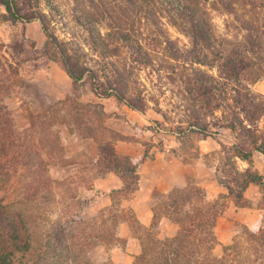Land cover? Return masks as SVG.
<instances>
[{
	"label": "trees",
	"instance_id": "1",
	"mask_svg": "<svg viewBox=\"0 0 264 264\" xmlns=\"http://www.w3.org/2000/svg\"><path fill=\"white\" fill-rule=\"evenodd\" d=\"M137 1L125 0L131 14L138 8L142 12L146 10L144 14L149 13L150 9L153 12L158 4L159 9L168 15L173 25L190 36L193 49L185 56V63L220 70L223 82L215 80L201 70L193 71V76L181 78L197 107L196 114L193 112L192 115L200 119L197 113L209 116L215 112V108L231 110L232 117L224 115L221 118L223 129L233 133H237L238 129L245 132V135L241 136L244 140H236L232 147L233 160L240 158L248 161L256 151L264 155V140L260 141L256 131L251 128L258 118L261 119L262 115L258 114L264 112V103L258 104V96L248 92L249 85L264 78V41L259 34L251 32L241 36L240 33L233 34L227 30V34L218 36L210 13L206 10L202 13L200 0H157V4L154 2L156 5L143 0L142 6H139ZM221 1L228 13H233V6L228 1ZM260 1L264 7V0ZM247 5L258 8L256 0H248ZM0 6L6 12L4 19L13 25L36 20L43 24L48 39L43 50L44 55L61 64L74 88L89 79L92 93L97 98L104 100L116 97L119 103L128 108L146 113L144 107L137 106L126 93L130 81L127 76L132 78L149 63L148 52L135 41L133 26H130V31H120L117 28L108 36L112 37L113 43L122 42L128 47L134 65L126 72L119 68L114 69L112 74L109 71L104 76L105 80L101 81L94 70L82 66L58 44L55 36L50 33L43 14L24 12L18 0H0ZM80 23L83 25L82 21ZM86 30L90 35L91 50L96 54L103 53L106 57L102 45L95 39L93 29L88 27V23ZM26 42L24 37L22 41L14 40L8 46L0 45V264H18L19 261L13 253V241L23 244V248H28L29 251L35 247V242L32 241L33 233L30 226L28 228L26 225L20 210L12 212L9 209L11 204L21 205L26 199L33 205L29 211L38 210L35 206H44L46 203L57 204L63 210L62 218L55 223L51 235L42 246L40 244V253L37 256L39 260L34 264H47L51 254L59 250L68 264H78L79 257L84 259L83 264H94L90 253L99 246L108 249L118 244L126 246L117 235L118 227L125 217L116 211L119 204L115 202L110 210L102 212L94 220H84L82 215L88 200L86 193L79 188L81 183H77L79 176L64 177L61 180L51 177L53 167L78 166V161L65 157L63 132L66 130L71 135L77 134L85 139L93 138L99 143L101 151L94 162L86 164L83 168L78 166L76 169L84 171L95 168L97 178H103L111 172L119 174L123 178L124 188L115 192V197L136 191L139 179L137 170L143 160L135 163L122 159L115 154L112 143H101L103 141L99 136L102 134L105 119L103 105L84 104L72 95L55 104L45 101V106L38 114L29 112L28 123L24 127L17 126L6 100L21 90L24 84L23 75L20 73L21 60L14 62L11 59H20L21 55L27 53ZM170 47L173 50V46ZM217 47L219 49L215 51ZM177 52L178 50L172 52L175 60L179 58ZM111 65L115 66L114 63ZM232 82L235 86L231 85ZM214 83L220 85L215 86ZM230 91L237 93V96L231 97ZM229 101L233 104H225ZM155 127L154 131L171 133L156 122ZM191 131H194L193 128ZM198 131L202 138L212 137L206 127H200ZM113 135L116 136L115 133ZM239 176L233 180L238 186V191L229 181H219L227 187L237 203L244 206V191L251 184L264 186V179L250 170ZM85 180L82 178V182ZM224 199V196H220L211 200L205 190L189 183L186 188H177L167 197L160 198L154 208V220L150 228H143L135 217H128L140 244V253L134 256L133 264H264V219L254 229L243 226L232 243L224 247L223 255L216 256L215 251L219 244L216 228L226 208ZM164 218L171 220L178 227L173 238L161 239L159 236L161 221Z\"/></svg>",
	"mask_w": 264,
	"mask_h": 264
},
{
	"label": "rangeland",
	"instance_id": "2",
	"mask_svg": "<svg viewBox=\"0 0 264 264\" xmlns=\"http://www.w3.org/2000/svg\"><path fill=\"white\" fill-rule=\"evenodd\" d=\"M18 1L24 12H34L35 15L43 14L47 21L46 25L50 33L57 39L58 44H61L67 50L66 53L78 60L82 66L94 70L101 81L105 80L104 76L109 71L112 74L114 69L119 68L126 72L131 65H134L131 62V52L128 47L122 42L113 43L112 37L108 36L117 28L120 31L125 29L130 31V26H133L135 41L148 52L149 63L143 71L136 73L132 78L127 76L129 78L127 80H130L127 85V95L137 106H143L146 114L166 128L167 132L179 134L187 131L184 133V140L186 146L191 149H195L197 142L202 138L198 131L200 127H206L208 133L212 134V138L225 135L224 142L229 145H225L220 153L216 152L209 156V162L218 164L219 180L229 181L233 186L235 185V189L238 191V186L236 183L234 184L233 180L238 179L243 172L240 171L236 160L234 161L232 158V144L233 140H244L241 136H244L245 132L238 129L237 133H233L223 129L221 118L224 115L232 117V112L229 109L223 111L215 108V112L209 116L197 113L200 118L197 119L192 115L193 112L196 114L197 107L191 99V94L186 90V85L181 82L182 77L193 76V71L196 70H201L215 80L223 82L220 70L185 63V56L193 49L192 39L173 25L168 15L159 9L157 0H147L151 1L152 5H157L153 12L150 9V12L146 14L144 13L147 11L142 12L140 8L131 14L125 0ZM141 1L143 0L137 1L139 6H142L143 2ZM200 1L202 13L205 10L210 13L212 25L218 36L227 34V30L233 34L240 33L241 36L253 32L258 33L264 41V7L260 0H256L258 6L256 9L247 5L248 0H225L233 6V13H228L221 0ZM4 14L6 12L0 6V45L8 46L14 40L22 41L24 37L27 40L25 45L27 53L21 55L20 59H11L14 62L21 60L19 63L21 65L20 73L23 75L24 84L21 90L6 100V105L12 112L18 127L22 128L28 123L29 112L38 114L45 106V101L55 104L64 100L68 95H72L73 98L84 104L103 105L102 101L93 96L89 79L74 88L72 80L67 76L61 64L45 57L43 50L48 39L40 21L13 25L4 19ZM80 21L83 22V25ZM87 23L88 27L93 29L95 39L102 45L106 57L103 56V53L96 54L91 50V39L86 30ZM170 46H173V50ZM218 49V47L215 48V51ZM177 50L179 58L175 60L172 57V52L175 53ZM111 63H114L116 67H113ZM214 85L219 86L220 84L214 83ZM231 85L235 86V83L232 82ZM248 92L258 96V104L264 103V78L249 85ZM230 94L234 98L237 96V93L231 91ZM104 101L107 104H121L116 97ZM225 104H233V102L229 101ZM258 115H262L261 119L258 118L251 128L256 131L259 140L262 141L264 140V112ZM153 126L155 123L152 124ZM192 128L194 131H191ZM77 160L86 161L82 156L77 157ZM62 174L63 172L60 170H54L52 177L57 179ZM12 203L14 204V201ZM35 207L38 210L29 211L33 205H30L26 199L23 204L15 203L14 206L11 204L9 208L12 212L20 210L26 225L28 228L30 226L33 233L32 241L35 242L34 249L29 251L28 248H23V244L13 241L15 249L13 253L19 261L18 264H34L36 260H39L37 256L40 253V244L42 246L45 243V240L51 235L55 223L62 218L63 210L57 204L46 203L44 206ZM242 228L241 224L235 225V236ZM27 234L29 236V231ZM224 247L216 249L217 257L223 255ZM105 257L103 248L95 249L90 253L94 264H104ZM73 258L74 256L71 260ZM130 259L133 263L134 258ZM48 260L47 264H68L60 250L54 251ZM83 261L82 257L78 258V264H83ZM107 264L117 263L110 261Z\"/></svg>",
	"mask_w": 264,
	"mask_h": 264
},
{
	"label": "crops",
	"instance_id": "3",
	"mask_svg": "<svg viewBox=\"0 0 264 264\" xmlns=\"http://www.w3.org/2000/svg\"><path fill=\"white\" fill-rule=\"evenodd\" d=\"M93 96L97 98L94 94ZM97 99L103 102L105 114L102 134L99 136L103 141L101 143H112L115 154L122 159L135 163L143 160L137 170L139 179L136 191L115 197V192L124 188L123 178L119 174L111 172L103 178H97L95 168L77 171L78 166L83 168L86 164H92L101 147L93 138L71 135L66 130H63L65 157L78 161V166L53 167L50 174L52 177L54 170L63 172L58 180L79 176L77 183H81L79 188L86 193L88 200L82 215L84 220L92 221L102 212L110 210L115 202L119 204L116 211L125 220L119 225L117 235L126 246L118 244L109 249L99 246L106 255L104 264L110 261L133 264L130 258L140 253V244L131 228V221L127 218L133 216L143 228H150L154 220V208L160 198L167 197L177 188H186L189 183L205 190L211 200L220 196L225 198L226 208L216 228L219 242L216 249L232 242L236 224L249 229L260 225L264 219V186L251 184L243 193L245 205L241 206L219 181L218 164L209 162V156L220 153L225 145H229L224 142L225 135L201 138L196 148L191 149L186 146L184 135L154 131L152 124L155 121L148 114L134 111L124 104H107L104 100L108 99ZM235 142L233 140V146ZM79 156L86 161L77 160ZM236 162L240 171L250 170L264 179V155L261 152H254L248 161L236 158ZM80 177L86 180L82 182ZM177 231V225L171 220L162 219L159 231L161 239L173 238Z\"/></svg>",
	"mask_w": 264,
	"mask_h": 264
},
{
	"label": "built area",
	"instance_id": "4",
	"mask_svg": "<svg viewBox=\"0 0 264 264\" xmlns=\"http://www.w3.org/2000/svg\"><path fill=\"white\" fill-rule=\"evenodd\" d=\"M153 127H155V126H153ZM156 128V127H155ZM159 133H165L164 131H162V130H157ZM161 131V132H160Z\"/></svg>",
	"mask_w": 264,
	"mask_h": 264
}]
</instances>
